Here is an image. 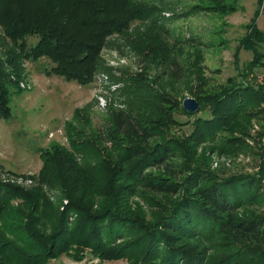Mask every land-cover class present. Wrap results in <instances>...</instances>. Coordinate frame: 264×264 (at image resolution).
<instances>
[{"label":"rangeland","instance_id":"374dc122","mask_svg":"<svg viewBox=\"0 0 264 264\" xmlns=\"http://www.w3.org/2000/svg\"><path fill=\"white\" fill-rule=\"evenodd\" d=\"M133 2L154 6L155 11L145 20L136 18L121 32L107 36L97 54V65L86 64L80 79H69L53 70L56 62L45 54L22 56L39 36L12 38L0 21V63L7 66V61L14 60L20 68L19 84L7 78L9 81L2 86L11 115L8 119L0 117V182L21 186L41 199L40 204H34L35 200L27 201L22 198L25 196L7 198L0 213V241L4 238L21 244L18 222L32 220L42 233L52 230L51 214L63 209L71 190L73 199L83 197L84 205L93 211L113 206L149 224H154L163 210L174 204L176 197L136 189L133 184H126L127 178L119 180V176H114V183L108 181L109 166L117 163V153L123 147L104 144L99 130L110 125L118 110L130 112L145 123L160 124L166 136L184 141L190 149L185 156L195 157L192 167L202 164L223 177L264 174L263 104L249 108L247 117L228 122L216 143L193 137L196 119L211 116L213 105L209 100L213 92L228 86L231 80L264 86V37L255 30L264 34V0ZM223 2L227 6L220 9ZM251 44L257 46L262 61V68L256 71L248 67L254 58ZM174 61L181 67L179 78L173 74ZM203 94L210 96L204 98L195 115L183 111L187 98L201 102ZM85 139L87 145L79 150L78 146L73 147V142ZM158 139L154 138L153 143ZM218 146L226 149L220 150ZM60 149L69 156L48 163L45 157ZM72 159L76 163L71 176L77 181L73 184L67 180V169L55 178L53 171L57 166L67 168ZM88 160L90 171L83 169L76 174V168ZM152 170L155 172L149 169ZM55 181H65L64 186L57 187ZM255 202L244 210L245 214H264V199ZM188 242L207 249L209 262L232 251L216 241ZM3 257L12 262L8 255ZM35 264L136 262L131 257L109 260L89 248L72 246L56 258Z\"/></svg>","mask_w":264,"mask_h":264},{"label":"trees","instance_id":"16d2710c","mask_svg":"<svg viewBox=\"0 0 264 264\" xmlns=\"http://www.w3.org/2000/svg\"><path fill=\"white\" fill-rule=\"evenodd\" d=\"M226 6L223 2L220 9ZM152 10L155 11L154 6L137 5L133 0H0V21L12 38L39 36L22 56L45 54L56 62L53 70L69 79H80L86 64L97 65V54L107 36L121 32L136 18L145 20ZM255 30L264 37L260 29ZM249 47L254 58L248 67L256 71L262 68L260 51L254 44ZM172 63L174 76L181 77L180 65ZM6 64L0 63V117L4 119L11 112L3 99L2 86L10 78L20 82V68L14 60ZM203 95L199 105L210 96ZM211 96V116L196 119L193 137L216 143L228 122L247 117L249 108L256 104L264 105V86L231 80ZM182 109L190 116L197 113L189 112L184 106ZM99 132L103 143L112 145L110 148L123 147L117 153V163L112 168L109 166L108 181L114 183V176H119V180L127 178L126 184H133L136 189L176 197L174 204L163 210L154 224H149L113 206L93 211L84 205L83 197L73 199L70 189L67 204L51 214L52 230L42 233L36 230L32 220L18 222L21 238L16 233L12 235L21 244L4 238L0 241V264H35L56 258L72 246L89 248L109 260L131 257L136 264H264V214L244 213L255 201L264 199L263 173L223 177L202 164L192 167L195 157L185 156L190 149L184 141L166 136L160 124L145 123L125 110L115 111L110 125ZM87 141L73 142V147L78 146L79 150ZM63 156L69 154L60 149L44 157L48 163H56ZM73 159L68 160L72 165L67 168L57 166L53 171L55 178L67 169L70 172L67 180L73 184L77 181L71 176L76 163ZM88 164L89 160L76 168V174L83 169L90 171ZM152 168L155 172L149 171ZM61 182L55 181V185L64 186L65 181ZM10 195L13 199L25 196L22 198L27 201L35 200L34 204H40L41 200L21 186L0 182V213ZM191 239H201L206 244L216 241L232 251L209 262L207 249L189 244ZM2 255H8L12 262H6Z\"/></svg>","mask_w":264,"mask_h":264},{"label":"water","instance_id":"95a60500","mask_svg":"<svg viewBox=\"0 0 264 264\" xmlns=\"http://www.w3.org/2000/svg\"><path fill=\"white\" fill-rule=\"evenodd\" d=\"M184 107L189 112H196L199 109V103L195 98L189 97L184 101Z\"/></svg>","mask_w":264,"mask_h":264}]
</instances>
